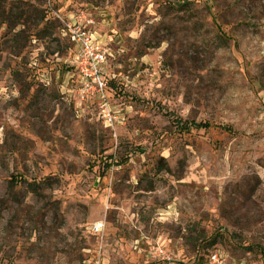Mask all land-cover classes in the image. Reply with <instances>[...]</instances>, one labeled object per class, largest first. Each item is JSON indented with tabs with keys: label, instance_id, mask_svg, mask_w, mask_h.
<instances>
[{
	"label": "rangeland",
	"instance_id": "obj_1",
	"mask_svg": "<svg viewBox=\"0 0 264 264\" xmlns=\"http://www.w3.org/2000/svg\"><path fill=\"white\" fill-rule=\"evenodd\" d=\"M77 17L109 52L112 127L77 101ZM160 250L264 264V0H0V264Z\"/></svg>",
	"mask_w": 264,
	"mask_h": 264
},
{
	"label": "built area",
	"instance_id": "obj_2",
	"mask_svg": "<svg viewBox=\"0 0 264 264\" xmlns=\"http://www.w3.org/2000/svg\"><path fill=\"white\" fill-rule=\"evenodd\" d=\"M87 25L81 23L80 17L65 22L63 33L75 44L77 53L74 63L78 75L76 88L77 101L96 103L100 116L105 125L112 127L118 122V117L112 112L108 97V81L105 65L108 58V49L101 43L91 30L92 21ZM120 120V119H119ZM101 226L94 225V231L99 232ZM161 264H179L169 253L160 250L157 254ZM204 264H226L218 253H212Z\"/></svg>",
	"mask_w": 264,
	"mask_h": 264
},
{
	"label": "trees",
	"instance_id": "obj_3",
	"mask_svg": "<svg viewBox=\"0 0 264 264\" xmlns=\"http://www.w3.org/2000/svg\"><path fill=\"white\" fill-rule=\"evenodd\" d=\"M17 22H16L17 25L22 24L20 22L19 23H17ZM108 92H109V90H108ZM176 120L178 122V127H180L182 130H184V129L187 130L190 127L191 128H209V124H207V123L187 122V123H185L187 125H184V123H182V121H180V119H176ZM18 183H25V184L27 183L28 187L32 190V192L33 193H37L36 192V188H35V186H37V184H35L33 182L32 183H28L24 179H16V180L14 179V181H12L11 185H17ZM202 264H204V263H202Z\"/></svg>",
	"mask_w": 264,
	"mask_h": 264
},
{
	"label": "crops",
	"instance_id": "obj_4",
	"mask_svg": "<svg viewBox=\"0 0 264 264\" xmlns=\"http://www.w3.org/2000/svg\"><path fill=\"white\" fill-rule=\"evenodd\" d=\"M63 36H65V34H63ZM65 37H66V36H65ZM76 53H77V51L74 52L73 57L70 58L69 61H68L69 66H72L74 69H75L74 63H75V60H76ZM39 65H40V63H39L37 60H35V58H32V60H31V62H30V64H29L30 67L37 68V69L40 68ZM38 66H39V67H38ZM48 75H49V74H47V73H42V74L40 75V77H41V82L44 84V86H49V85H50L51 77L48 76ZM70 78L73 79L74 76L72 75ZM74 81H75V80H74ZM74 81H72V82H74ZM72 91H73V90H72Z\"/></svg>",
	"mask_w": 264,
	"mask_h": 264
}]
</instances>
